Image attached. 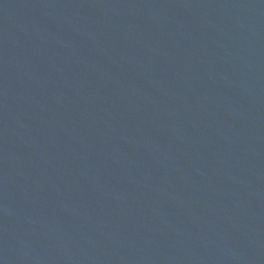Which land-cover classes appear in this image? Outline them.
<instances>
[{"label": "water", "instance_id": "obj_1", "mask_svg": "<svg viewBox=\"0 0 264 264\" xmlns=\"http://www.w3.org/2000/svg\"><path fill=\"white\" fill-rule=\"evenodd\" d=\"M0 264H264V0H0Z\"/></svg>", "mask_w": 264, "mask_h": 264}]
</instances>
